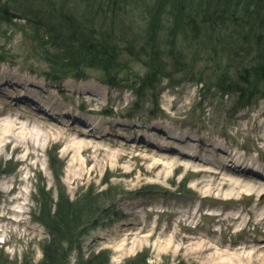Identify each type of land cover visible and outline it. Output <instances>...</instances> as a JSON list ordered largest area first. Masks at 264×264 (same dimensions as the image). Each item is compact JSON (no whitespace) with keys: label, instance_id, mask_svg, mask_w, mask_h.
Masks as SVG:
<instances>
[{"label":"rangeland","instance_id":"374dc122","mask_svg":"<svg viewBox=\"0 0 264 264\" xmlns=\"http://www.w3.org/2000/svg\"><path fill=\"white\" fill-rule=\"evenodd\" d=\"M86 1L65 5L96 31H112L122 51L132 41L140 47L154 0ZM20 18L0 32L7 58L0 83L8 81L0 86V264L42 260L49 235L34 214L42 188L55 201L60 194L52 159L71 200L93 188L110 190L114 201L84 237L86 256L108 251V264L138 257L136 264H264V177L255 171L264 172V94L234 108L231 96L184 75L140 100L95 70L54 81L42 75L47 64ZM128 61L130 78L145 73L138 58ZM21 91L37 102L17 101Z\"/></svg>","mask_w":264,"mask_h":264},{"label":"trees","instance_id":"16d2710c","mask_svg":"<svg viewBox=\"0 0 264 264\" xmlns=\"http://www.w3.org/2000/svg\"><path fill=\"white\" fill-rule=\"evenodd\" d=\"M62 1L59 5L54 0H23V4L0 0V32L4 26L16 25L15 19L21 17L36 55L47 64L42 75L48 79H84L87 71L95 70L106 84L130 88L140 100L148 98L149 91L157 96L164 79L184 75L204 86L213 85L222 96H231L234 108L252 105L264 94L261 0H154L147 10L149 21L142 44L136 49V41H132L124 51L112 31H96L86 15L70 13L67 0ZM91 1L94 7L98 4ZM11 3L25 10L15 14ZM164 15L170 17L165 20ZM163 21H172L171 27L165 28ZM4 54L0 53L1 62L7 59ZM137 58L145 73L130 78L128 60ZM51 166L61 188L59 197L55 201L42 188L34 214L49 239L39 263L25 259L23 264H71L73 258L77 264H108V251L86 256L82 241L104 215L112 213L110 190L95 192L91 188L71 200L54 159ZM138 258L126 264H136Z\"/></svg>","mask_w":264,"mask_h":264},{"label":"bare ground","instance_id":"6f19581e","mask_svg":"<svg viewBox=\"0 0 264 264\" xmlns=\"http://www.w3.org/2000/svg\"><path fill=\"white\" fill-rule=\"evenodd\" d=\"M7 83H8V81H3V82L0 83V86H2L3 84H7ZM25 90H26V88L23 89V91H25ZM15 99H17V101L21 100V99H24V100H33V101L37 102L36 96L31 95V94H26L25 92L23 93L22 91H21V93L18 96H15ZM45 106H44L45 107L44 110L46 111L45 113L50 112L51 111L50 107L47 106L46 104H45ZM40 110H43V108H41ZM257 167H259V166H257ZM255 171L260 173L264 177V172L261 169L255 168Z\"/></svg>","mask_w":264,"mask_h":264}]
</instances>
